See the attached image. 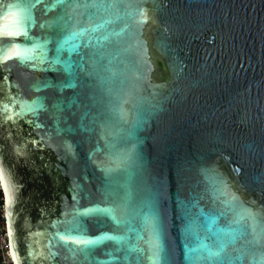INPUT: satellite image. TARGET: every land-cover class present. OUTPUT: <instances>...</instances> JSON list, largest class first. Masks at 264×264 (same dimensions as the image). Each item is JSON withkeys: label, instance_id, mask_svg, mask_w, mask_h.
I'll list each match as a JSON object with an SVG mask.
<instances>
[{"label": "water", "instance_id": "95a60500", "mask_svg": "<svg viewBox=\"0 0 264 264\" xmlns=\"http://www.w3.org/2000/svg\"><path fill=\"white\" fill-rule=\"evenodd\" d=\"M73 2L0 0L16 264H264V0Z\"/></svg>", "mask_w": 264, "mask_h": 264}, {"label": "snow or ice", "instance_id": "6c2138e0", "mask_svg": "<svg viewBox=\"0 0 264 264\" xmlns=\"http://www.w3.org/2000/svg\"><path fill=\"white\" fill-rule=\"evenodd\" d=\"M63 2L64 0H61L62 5H63ZM70 8H71V12L67 13L66 15H68L69 20L72 21L74 25L72 33H71L72 36H76L80 32L89 31L88 28L78 27L80 18H83L84 13H86L88 9H95L97 15L109 13L111 15L116 16V18H119V15H118L119 5H118L117 0H111V2H107V0H90V2H88V0H83V2H81V0H74V2L70 5ZM81 9L83 10V12L79 11ZM92 19L93 17L90 16L89 20H92ZM60 20H63V17L58 18V20L55 21L54 23L58 24ZM107 23H111V20H103L102 23H92L90 27H91V30L94 32ZM0 35H6V36L11 37V36H14L15 33L12 31H9L6 33L0 32ZM68 67H69V71H71V66L69 65ZM130 159H131V154H128L123 158L124 161H128ZM107 171L111 173L112 169H108ZM124 171L128 174V180L126 181V184L130 185L132 175L128 171L127 168H125ZM109 183L113 184V183H118V182H114L110 180ZM5 192L7 195L8 193L7 185H5ZM107 196H111L114 199L118 198L120 200L119 203H115L114 205H111L109 209H106L113 213V219L116 225L125 226V225L130 224L131 222L130 205H131V200H132L131 191L130 190L127 191L125 195L121 197L119 191L116 188H111L109 192L106 194V199H107ZM128 231H132V229L129 228ZM66 238L73 240L76 244L90 243V241L80 239L79 237H76V236L66 237ZM117 239H122V237H117ZM116 250L119 251L120 249L117 248ZM159 251H160L159 245L157 244L155 245V251L153 252V255L158 257ZM215 255H218V253H216Z\"/></svg>", "mask_w": 264, "mask_h": 264}, {"label": "built area", "instance_id": "2783aa9c", "mask_svg": "<svg viewBox=\"0 0 264 264\" xmlns=\"http://www.w3.org/2000/svg\"><path fill=\"white\" fill-rule=\"evenodd\" d=\"M7 211L4 190L0 182V264H16Z\"/></svg>", "mask_w": 264, "mask_h": 264}, {"label": "bare ground", "instance_id": "6f19581e", "mask_svg": "<svg viewBox=\"0 0 264 264\" xmlns=\"http://www.w3.org/2000/svg\"><path fill=\"white\" fill-rule=\"evenodd\" d=\"M0 182H1V185H2L3 190H4L6 209H8L9 203H10V185H9V182L6 179V177L3 174V172H2L1 169H0ZM5 185H7V187H8V193H7V195H6V192H5ZM7 214H8V211H7Z\"/></svg>", "mask_w": 264, "mask_h": 264}]
</instances>
